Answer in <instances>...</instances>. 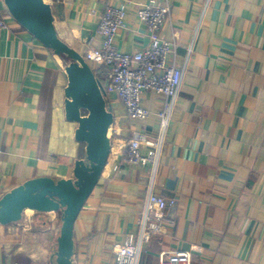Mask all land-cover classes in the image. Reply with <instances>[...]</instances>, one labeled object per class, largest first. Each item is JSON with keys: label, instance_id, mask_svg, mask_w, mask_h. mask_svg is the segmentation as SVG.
<instances>
[{"label": "crops", "instance_id": "crops-1", "mask_svg": "<svg viewBox=\"0 0 264 264\" xmlns=\"http://www.w3.org/2000/svg\"><path fill=\"white\" fill-rule=\"evenodd\" d=\"M46 1L58 37L83 56L101 45L97 28L109 6L125 9L114 36L119 51L149 43L137 16L147 0ZM0 4L1 197L29 178L71 177L85 145L65 117L69 59ZM160 36L176 43L171 62L184 66V75L155 165L122 158L133 131L156 132L167 97L143 92L150 114L132 119L96 74L113 113L110 152L75 219L73 262L112 264L115 246L138 232L154 193L174 202L139 264H158L162 251L176 250L190 251L185 264H264V0H171ZM58 226L53 211L23 212L18 222L0 225V264H50Z\"/></svg>", "mask_w": 264, "mask_h": 264}, {"label": "water", "instance_id": "water-1", "mask_svg": "<svg viewBox=\"0 0 264 264\" xmlns=\"http://www.w3.org/2000/svg\"><path fill=\"white\" fill-rule=\"evenodd\" d=\"M2 2L10 15L43 45L69 59L64 67L65 117L77 124L74 137L85 146L84 157L75 160L71 177L37 176L5 192L0 197V225L18 222L25 209L58 212L59 226L50 264H74V222L106 165L112 108L102 83L83 54L58 37L46 0Z\"/></svg>", "mask_w": 264, "mask_h": 264}, {"label": "built area", "instance_id": "built-area-1", "mask_svg": "<svg viewBox=\"0 0 264 264\" xmlns=\"http://www.w3.org/2000/svg\"><path fill=\"white\" fill-rule=\"evenodd\" d=\"M170 1L147 0L138 7L137 16L145 24L149 43L132 53L119 51L114 44V36L125 25L124 7H107L97 28L102 36L101 45L89 48L84 55L95 75L106 77V83L121 100L128 117L142 120L149 116L150 112L141 104L145 91L162 94L168 99L157 113L158 128L154 134L133 131L122 158L126 164H156L174 100L182 86L184 66L171 62L176 53V43L160 36L170 10ZM0 3L3 4L2 0ZM1 9L0 4V28H3L6 23ZM142 146L146 147L147 153H141ZM173 202V199L158 194L147 195L138 232L126 235L115 246L112 264H139L145 247L163 232V211ZM189 256L188 250L162 251L158 264H185Z\"/></svg>", "mask_w": 264, "mask_h": 264}, {"label": "bare ground", "instance_id": "bare-ground-1", "mask_svg": "<svg viewBox=\"0 0 264 264\" xmlns=\"http://www.w3.org/2000/svg\"><path fill=\"white\" fill-rule=\"evenodd\" d=\"M25 212L32 213V212H33V210H31V209H25V210H24V214H25Z\"/></svg>", "mask_w": 264, "mask_h": 264}, {"label": "rangeland", "instance_id": "rangeland-1", "mask_svg": "<svg viewBox=\"0 0 264 264\" xmlns=\"http://www.w3.org/2000/svg\"><path fill=\"white\" fill-rule=\"evenodd\" d=\"M29 212H25V215H27ZM57 214V216H58V218H59V213L57 212L56 213Z\"/></svg>", "mask_w": 264, "mask_h": 264}]
</instances>
